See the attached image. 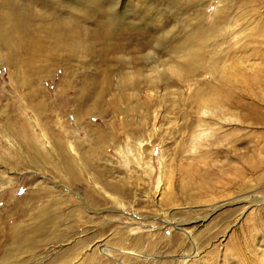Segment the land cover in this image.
Returning <instances> with one entry per match:
<instances>
[{
	"label": "rangeland",
	"instance_id": "1",
	"mask_svg": "<svg viewBox=\"0 0 264 264\" xmlns=\"http://www.w3.org/2000/svg\"><path fill=\"white\" fill-rule=\"evenodd\" d=\"M192 1L152 0L171 20L161 59L188 33ZM219 1L201 0L206 26ZM230 1L232 37L218 42L216 62L212 48L202 59L219 78L197 71L185 84L164 71L153 93L141 77L119 81L115 63L89 66L97 60L90 56L81 68L57 61L45 69L26 66L18 51L21 63L0 65V264L9 256L11 264H61L66 256L68 264H183L195 249L207 264H264V204L241 201L264 199V0ZM128 17L130 31L149 32L150 14V23ZM225 65L232 84H224ZM214 90L220 102L229 94L232 115L221 121L223 140L201 158L190 131L199 95ZM99 244L114 258L73 262L68 254Z\"/></svg>",
	"mask_w": 264,
	"mask_h": 264
},
{
	"label": "bare ground",
	"instance_id": "2",
	"mask_svg": "<svg viewBox=\"0 0 264 264\" xmlns=\"http://www.w3.org/2000/svg\"><path fill=\"white\" fill-rule=\"evenodd\" d=\"M77 2L78 0H32V3L43 9L52 11L53 13H63L66 11L68 6L76 5ZM200 2L201 0L192 1L191 6L194 7V3H196L197 10L191 18L192 23L187 24L188 33H186L184 39L181 42L169 48L165 47V49H168V56L165 59H161L160 56H156V52L158 49L163 48L164 41L166 43V40H168L167 36L172 35V32L168 30V23L166 22V20H169V22L171 21L170 16H168V11L162 8H157V5L154 4L152 0H102L100 10L97 14L100 19H105L109 22L105 23L104 26L94 32L91 37H85V39L82 41H70L61 31L60 26L56 22L54 16L40 12L36 13L35 20L23 25L19 30L12 33L0 32V65L16 66L17 64L23 62L26 66H37L39 68L47 69V67H50L51 64L64 62L70 65L71 61L72 63L80 65L81 68V66H85L86 63L84 58L90 56L91 58H97V60L94 59L91 61V63L88 62L89 66L93 67V64L95 63V69L98 67L100 69H106L112 65V63H115L117 66H119V72L122 73L120 74L122 77L119 78V81H122L126 85L129 83L132 85L134 84L133 78L141 77L143 80L148 82L149 90H151V92L153 91L156 82L161 80V75L164 73V71L175 72V77L180 81V83L185 84L191 73L197 71H203L204 73L210 75L211 78H216L218 77V73L216 72L214 65H211L210 63L208 66H205L202 63V59H204L207 48H212V51L209 50L208 53L211 55L210 61H215L218 56V52H214V50H216V47H219L220 43L218 42L220 39L224 43L226 39H230L232 37V30L235 24L233 25L234 21L232 19V10L226 6V4L230 3L231 1H219L220 7L215 9L211 22L207 26L205 23L204 12L201 9L203 8V4H200ZM139 4H145L146 6L139 7ZM132 6H138L139 9L137 12L134 11L135 8L132 9ZM106 7L108 8L106 9ZM248 7H250V5ZM72 11L78 12L79 10L72 9ZM130 13H132V15L142 17V20L144 19L143 21L145 23L149 21L148 16L150 14L152 16L150 19H153V23L150 20L151 26L147 25V28H150L149 32L136 33L133 32V30L130 31L129 28L133 29L135 25L128 17V14ZM105 15L109 17L105 18ZM246 16L248 18V14L246 13H243L242 15L240 14V16H238L235 20L237 23H239L241 20H244ZM122 24L129 26L127 28L129 29L128 32L125 30H120V26ZM68 27H70V22H66L65 24V28ZM117 32L122 33L117 35ZM258 35L264 38V33H259ZM117 36L119 38L120 44H112V41H114ZM124 37L128 38L129 42H121L125 40ZM129 45H133L134 48L127 49L129 48L127 47ZM95 48H98L99 50H96ZM146 48V53H143L142 51H144ZM18 51L25 52L26 57L28 58L25 59V61H21L23 58L18 59L16 56L14 57ZM63 53L68 56H64L63 59L52 57V54L59 55ZM48 54L51 58L48 57ZM221 59H224L223 56L220 58V60ZM139 60L144 63V71L149 72V74L147 72L145 74L144 71L139 68V65L136 64ZM147 65H150L149 68H147ZM166 66L167 68H165ZM225 66L222 71V78L224 77V82H226L224 84H232L231 67ZM125 70L127 74L123 73ZM128 70H131V72ZM90 81H94V78H92ZM214 92L215 90L212 93L213 95L205 97L198 94V99H200L198 100L197 105L198 119L196 125L193 126L190 131L189 139L191 150H198L200 152L199 156L201 158L204 156L202 152L204 153V151H207L208 149L212 150L215 148V145L223 140L224 136H221L222 134H220V124L223 125L221 121H223V118L224 120L225 118H229V116L231 118L232 115V105L231 101L228 99L230 98L229 94L225 100H228V103H226L225 101H218V96H215L217 94ZM211 119L213 121H211ZM214 183L215 182L212 184L213 186H215ZM204 188L205 187L203 186V189ZM200 190L202 189L200 188ZM241 201H244L243 203H245L248 208L251 207V209L252 206L255 207L258 203L260 205L264 204L263 198L257 199L255 200L256 202H254V200H250L249 197H246ZM17 236L18 241H26V239L23 237V232H19ZM107 247V245L99 244L95 250H87L86 255L82 253V251L77 254L76 252L71 251L68 254L73 256V262L78 258L84 257L87 260L92 259L96 254L103 257L114 258L115 254L111 255V252H109ZM18 249L19 251L24 250L19 247ZM256 249L257 248L254 250L256 251ZM200 256V252L195 249L194 252L192 251V253L186 258L182 257L180 260H182L183 264H207V262H201L202 258ZM9 257H11V259H3L1 264H11L12 256ZM64 260H62L64 262H61V264H68L67 256Z\"/></svg>",
	"mask_w": 264,
	"mask_h": 264
},
{
	"label": "clouds",
	"instance_id": "3",
	"mask_svg": "<svg viewBox=\"0 0 264 264\" xmlns=\"http://www.w3.org/2000/svg\"><path fill=\"white\" fill-rule=\"evenodd\" d=\"M101 3L102 0H78L76 5L68 6L65 12L53 13L32 3V0H0V32L17 31L35 20L36 13L40 12L54 16L70 41H82L109 22L98 17ZM72 9L79 11L73 12ZM66 22H70V27L65 28Z\"/></svg>",
	"mask_w": 264,
	"mask_h": 264
}]
</instances>
